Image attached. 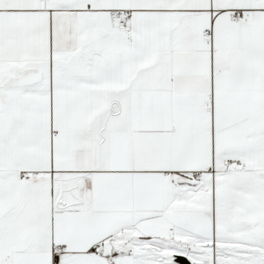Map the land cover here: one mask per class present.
Listing matches in <instances>:
<instances>
[{"label": "snow or ice", "instance_id": "obj_1", "mask_svg": "<svg viewBox=\"0 0 264 264\" xmlns=\"http://www.w3.org/2000/svg\"><path fill=\"white\" fill-rule=\"evenodd\" d=\"M0 264H264V0H0Z\"/></svg>", "mask_w": 264, "mask_h": 264}]
</instances>
